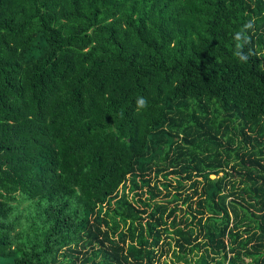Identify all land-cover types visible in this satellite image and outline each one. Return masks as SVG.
I'll list each match as a JSON object with an SVG mask.
<instances>
[{
    "label": "trees",
    "instance_id": "obj_1",
    "mask_svg": "<svg viewBox=\"0 0 264 264\" xmlns=\"http://www.w3.org/2000/svg\"><path fill=\"white\" fill-rule=\"evenodd\" d=\"M0 264H264V0H0Z\"/></svg>",
    "mask_w": 264,
    "mask_h": 264
},
{
    "label": "water",
    "instance_id": "obj_2",
    "mask_svg": "<svg viewBox=\"0 0 264 264\" xmlns=\"http://www.w3.org/2000/svg\"><path fill=\"white\" fill-rule=\"evenodd\" d=\"M211 177H214V175H213V174H211Z\"/></svg>",
    "mask_w": 264,
    "mask_h": 264
},
{
    "label": "clouds",
    "instance_id": "obj_3",
    "mask_svg": "<svg viewBox=\"0 0 264 264\" xmlns=\"http://www.w3.org/2000/svg\"><path fill=\"white\" fill-rule=\"evenodd\" d=\"M141 103H143V100H141Z\"/></svg>",
    "mask_w": 264,
    "mask_h": 264
},
{
    "label": "rangeland",
    "instance_id": "obj_4",
    "mask_svg": "<svg viewBox=\"0 0 264 264\" xmlns=\"http://www.w3.org/2000/svg\"><path fill=\"white\" fill-rule=\"evenodd\" d=\"M213 178V177H212Z\"/></svg>",
    "mask_w": 264,
    "mask_h": 264
}]
</instances>
